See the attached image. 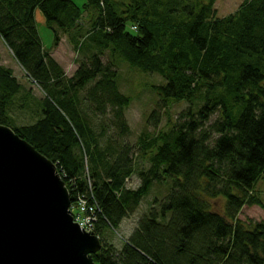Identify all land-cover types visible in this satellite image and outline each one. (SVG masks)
<instances>
[{
    "label": "trees",
    "instance_id": "1",
    "mask_svg": "<svg viewBox=\"0 0 264 264\" xmlns=\"http://www.w3.org/2000/svg\"><path fill=\"white\" fill-rule=\"evenodd\" d=\"M214 1L0 0V43L40 91L0 63V124L55 163L71 206L94 208L95 264H264V218L238 217L263 206L264 0L223 16ZM36 9L52 44L66 33L82 54L70 75L42 44ZM123 63L164 80L147 84L158 98L147 122L163 110L165 126L133 146ZM86 110L107 119L96 129Z\"/></svg>",
    "mask_w": 264,
    "mask_h": 264
},
{
    "label": "water",
    "instance_id": "2",
    "mask_svg": "<svg viewBox=\"0 0 264 264\" xmlns=\"http://www.w3.org/2000/svg\"><path fill=\"white\" fill-rule=\"evenodd\" d=\"M55 163L0 124V264H95Z\"/></svg>",
    "mask_w": 264,
    "mask_h": 264
},
{
    "label": "rangeland",
    "instance_id": "3",
    "mask_svg": "<svg viewBox=\"0 0 264 264\" xmlns=\"http://www.w3.org/2000/svg\"><path fill=\"white\" fill-rule=\"evenodd\" d=\"M78 5H81L84 0H73ZM242 0H215L214 7L216 9V14L218 16L226 15L234 11L237 6L241 3ZM35 20L37 24V29L42 40V44L45 47H49L51 55L59 62L62 66L66 75H70L74 68L76 67V58H82V54L78 53L73 49L71 42L68 40L66 33H61L60 39L57 43L52 44L53 34L50 28L44 24L43 16L41 15L38 9L35 10ZM86 22V20H84ZM128 28V27H127ZM103 56V59H105ZM0 63L4 66H7L11 72L15 75L16 79L21 85L27 87H32L36 94H40L38 87L30 81L28 77L25 76L23 68L17 63L13 57L11 51L3 44L0 43ZM136 68V67H135ZM119 76L118 83L120 89L123 90L125 94L131 96V102L125 110V117L129 125V134L123 138V141L127 142L130 145H134L135 140L140 133V131L153 132L160 127L165 126V118L163 117V110L160 111V118L155 122L154 119H150L147 122L148 114L155 105L157 96L147 87L149 83H160L163 82V78L158 75L153 74L154 72L142 71L138 68H130L126 64H121L118 67ZM39 91V92H38ZM174 104L173 110L184 106V104ZM86 114L89 117L90 121L94 127L98 128V122L101 119H107V116H100L91 112V110H86ZM132 186H135L137 179L132 178ZM255 192L258 197L261 199L263 206L253 204V205H244L238 217L241 219L252 218L258 220L264 218V172L261 177L257 179L255 184ZM148 196L147 198H149ZM75 207L76 203L72 204ZM71 206L73 211L77 209ZM148 207V200L145 198L141 201L136 213L128 218H125L123 222L119 224V227L114 230L112 234V241L115 244H119L121 237H124L123 234H127L137 217ZM121 234L123 236H121ZM120 235V237H119Z\"/></svg>",
    "mask_w": 264,
    "mask_h": 264
},
{
    "label": "built area",
    "instance_id": "4",
    "mask_svg": "<svg viewBox=\"0 0 264 264\" xmlns=\"http://www.w3.org/2000/svg\"><path fill=\"white\" fill-rule=\"evenodd\" d=\"M133 28H135L133 26ZM77 206L79 207L80 213L72 214L73 220L79 225L80 228L91 231L92 227V214L94 208L91 206L86 207L85 203L83 201H79L77 203Z\"/></svg>",
    "mask_w": 264,
    "mask_h": 264
}]
</instances>
